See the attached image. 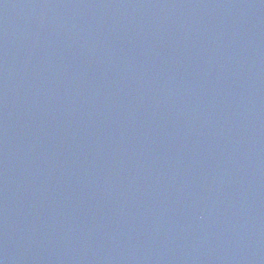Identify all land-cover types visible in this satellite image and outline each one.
Here are the masks:
<instances>
[{
  "label": "water",
  "instance_id": "water-1",
  "mask_svg": "<svg viewBox=\"0 0 264 264\" xmlns=\"http://www.w3.org/2000/svg\"><path fill=\"white\" fill-rule=\"evenodd\" d=\"M0 264H264V0H0Z\"/></svg>",
  "mask_w": 264,
  "mask_h": 264
}]
</instances>
